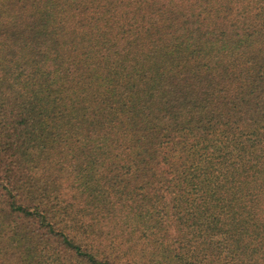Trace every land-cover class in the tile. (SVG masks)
Masks as SVG:
<instances>
[{
    "label": "trees",
    "instance_id": "1",
    "mask_svg": "<svg viewBox=\"0 0 264 264\" xmlns=\"http://www.w3.org/2000/svg\"><path fill=\"white\" fill-rule=\"evenodd\" d=\"M0 264H264V0H0Z\"/></svg>",
    "mask_w": 264,
    "mask_h": 264
}]
</instances>
